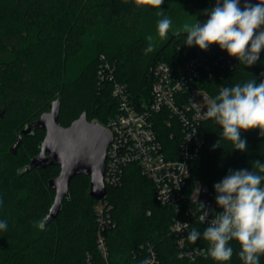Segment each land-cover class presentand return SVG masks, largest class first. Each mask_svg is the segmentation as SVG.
Returning a JSON list of instances; mask_svg holds the SVG:
<instances>
[{"label": "trees", "instance_id": "1", "mask_svg": "<svg viewBox=\"0 0 264 264\" xmlns=\"http://www.w3.org/2000/svg\"><path fill=\"white\" fill-rule=\"evenodd\" d=\"M194 0H164L162 15L172 20L169 8ZM216 0H195V20L203 21L205 9ZM176 4V5H175ZM194 8V9H195ZM160 9L137 6L134 0H0V264H140L151 243L158 264H216L208 255L191 261L180 258L170 230L174 209L161 204L152 181L135 164L125 167L119 185H107L115 225L106 231V259L98 248L97 200L90 195L91 178L75 176L70 199H65L58 216L44 225L56 192L50 179L60 174L57 164L26 170L40 152L46 130L36 128L23 135L17 152L11 147L22 130L61 101L59 123L69 126L84 112L90 121L106 124L119 112L112 94L114 81L127 84L136 102L149 100L154 68L159 60L180 65L193 55L186 33L162 40L156 30ZM190 13V11H188ZM187 13V14H188ZM153 37L152 41L147 38ZM153 51L147 52L149 44ZM101 55L115 66V80L100 81ZM255 79L264 81V51L252 66L238 63L222 77L205 80L215 98L221 88ZM162 125L160 135L170 146V129ZM222 128L212 120L201 127L205 142L190 165V180L214 185L229 170H252V162L264 163V136L259 130L241 132L246 151L234 150L221 139ZM219 142L218 147H214ZM206 226L194 222L201 233ZM189 247L207 246L202 238ZM234 255L227 264H242L239 245L230 242ZM260 264H264V256Z\"/></svg>", "mask_w": 264, "mask_h": 264}, {"label": "built area", "instance_id": "2", "mask_svg": "<svg viewBox=\"0 0 264 264\" xmlns=\"http://www.w3.org/2000/svg\"><path fill=\"white\" fill-rule=\"evenodd\" d=\"M101 61L100 81L115 80V66L105 55H101ZM238 63L237 58L230 57L217 45L206 51L197 47L195 53L180 65L173 66L159 60L153 72L150 99L136 102L127 84L114 81L112 94L119 103V112L106 124H101L112 136L105 165L106 186L119 185L125 167L137 165L152 181L157 200L174 209L170 230L176 239L178 256L191 261L208 256V245L189 247L187 233L191 225L200 222L207 227L214 214L223 212L208 185L200 180H190L191 162L205 142L201 127L208 119L202 113L207 110V99H213L205 80L222 77L225 71ZM161 124L170 129L171 141L176 143L168 146L163 142ZM197 201L203 203L208 211L204 223L200 219L204 213ZM112 208L107 198L97 200L95 205L97 244L106 259L109 250L105 233L115 225ZM142 248L147 252L144 259L158 264L155 247L148 242Z\"/></svg>", "mask_w": 264, "mask_h": 264}, {"label": "clouds", "instance_id": "3", "mask_svg": "<svg viewBox=\"0 0 264 264\" xmlns=\"http://www.w3.org/2000/svg\"><path fill=\"white\" fill-rule=\"evenodd\" d=\"M134 3L161 10L164 0H134ZM162 13V10L158 12L162 18L157 21L156 30L159 38L166 40L172 30V21ZM204 15L203 22L199 19L185 22L173 34L186 33L185 44L202 51L217 45L245 66H252L259 60L264 51V0H243V7L241 0H216L215 7L205 9ZM147 39L152 41L153 37ZM146 51H153L151 43ZM202 115L222 128L221 139L229 141L234 150L246 151L247 141L241 138L242 131L259 130L264 136V81L257 83L252 79L242 85L221 88L215 98L207 99V110ZM218 145L219 142L214 147ZM214 189L216 204L223 212L214 214L202 233L193 228L187 239L195 243L202 236L208 244V255L216 264H227L233 257L231 241L239 245L236 254L242 264H260L264 256V163L253 161L251 171L230 169ZM197 203L204 213L200 217L204 223L208 211L203 203ZM6 229L7 222L0 221V230ZM140 264L153 262L143 259Z\"/></svg>", "mask_w": 264, "mask_h": 264}, {"label": "water", "instance_id": "4", "mask_svg": "<svg viewBox=\"0 0 264 264\" xmlns=\"http://www.w3.org/2000/svg\"><path fill=\"white\" fill-rule=\"evenodd\" d=\"M61 101L58 98L50 104V110L44 112L39 119L30 123L22 130L17 142L11 147L17 152L22 144L23 135H28L36 128L46 130V136L36 154L27 165L26 170L45 169L57 164L61 171L57 177L50 179L49 187L56 192L44 225L56 218L63 209L65 199H70V183L72 179L85 174L91 178L90 195L96 200L107 197L105 184V165L108 148L112 141L110 132L100 123L90 121L84 112L69 126L59 123ZM5 109H0L3 116Z\"/></svg>", "mask_w": 264, "mask_h": 264}, {"label": "rangeland", "instance_id": "5", "mask_svg": "<svg viewBox=\"0 0 264 264\" xmlns=\"http://www.w3.org/2000/svg\"><path fill=\"white\" fill-rule=\"evenodd\" d=\"M194 1L193 2L188 1V3H184V2L179 4L177 3V5L175 4L176 6L169 8L170 10L169 14L172 20L177 19V23H178L177 26L174 28V30L172 28L170 35H174L173 33L175 32V30L181 28L185 22L192 23L196 21L194 13L197 9L195 8ZM188 11H190V13H188Z\"/></svg>", "mask_w": 264, "mask_h": 264}]
</instances>
